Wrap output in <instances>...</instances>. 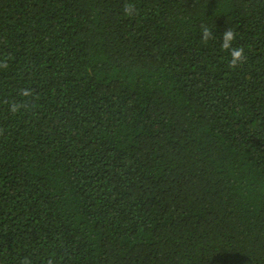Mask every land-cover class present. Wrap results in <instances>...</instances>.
<instances>
[{"label": "trees", "instance_id": "16d2710c", "mask_svg": "<svg viewBox=\"0 0 264 264\" xmlns=\"http://www.w3.org/2000/svg\"><path fill=\"white\" fill-rule=\"evenodd\" d=\"M5 61L0 264H264V0H0Z\"/></svg>", "mask_w": 264, "mask_h": 264}, {"label": "clouds", "instance_id": "9594fccd", "mask_svg": "<svg viewBox=\"0 0 264 264\" xmlns=\"http://www.w3.org/2000/svg\"><path fill=\"white\" fill-rule=\"evenodd\" d=\"M134 11V5L132 4H126L124 7V13L126 15H131ZM213 32L212 29L209 28L208 25L202 24L201 25V40L204 43H207L209 40L213 39ZM237 39V33L236 31L229 27L222 33V43L220 47L227 51L231 57L229 60V66L232 68H236L237 66L243 64L246 60L245 56V49L242 46L234 47L233 42ZM0 67L7 68L8 64L7 62L0 63ZM21 95L24 97H28L31 95L30 89H22ZM21 107V105L13 104L11 106V111L16 112L18 108ZM28 264V262H26Z\"/></svg>", "mask_w": 264, "mask_h": 264}]
</instances>
